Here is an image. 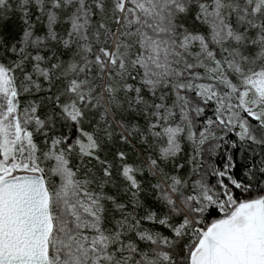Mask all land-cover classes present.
<instances>
[{"label":"snow or ice","instance_id":"obj_1","mask_svg":"<svg viewBox=\"0 0 264 264\" xmlns=\"http://www.w3.org/2000/svg\"><path fill=\"white\" fill-rule=\"evenodd\" d=\"M0 264H264V0H0Z\"/></svg>","mask_w":264,"mask_h":264}]
</instances>
